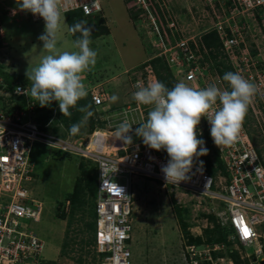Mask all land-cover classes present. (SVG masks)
<instances>
[{"label": "built area", "instance_id": "built-area-1", "mask_svg": "<svg viewBox=\"0 0 264 264\" xmlns=\"http://www.w3.org/2000/svg\"><path fill=\"white\" fill-rule=\"evenodd\" d=\"M200 1L202 12L209 17L208 26L204 30L206 33L212 30L217 33L221 42L220 49L235 73L241 74L257 86L251 109L254 112L264 111V72L251 71L255 65L245 43L251 29L250 21L264 31V0ZM137 2L148 13L149 25L159 31L160 27L151 8L149 9L148 1ZM62 5H66L68 11L80 9L84 15H94L101 10L99 0H62ZM157 5L173 37L172 41H166V37L160 38L161 51L157 55L170 58L172 63L166 59L170 67L174 64L175 68L183 69L180 72L181 78L193 88L215 84L226 90L220 77L212 73L211 64L205 59L207 52L200 51L193 36L181 38L184 30L177 27L176 15L159 3ZM6 9L8 14L12 10L9 15L18 13L17 10ZM189 12L193 15L192 10ZM27 13L33 22L43 21L38 15ZM2 35L0 25V36ZM144 68L141 75H130L131 99L119 109L121 117L117 124L125 120L133 124V132L130 133L132 143L129 145L114 138L118 125L107 129L95 127L87 136L61 135L51 129V120L42 125L36 120L37 112L28 96H25L27 105L24 109L14 107L7 110L0 99V264H33L39 260L44 250V241L30 225L24 223V220L39 221L43 212L42 201L33 196L28 186L34 171L31 154L36 143L95 163L97 188L93 247L98 256L97 264H132L129 241L133 231V189L135 181L140 178L157 181L163 187H180L195 195L218 200L222 214L220 218L223 220L229 217L234 229L233 237L244 249H253L252 252L249 249L245 252L248 264H264V153L258 152L246 122H243L242 131L234 146L221 149L217 147L224 166L217 177L209 174L205 162L201 165L196 160L189 173L191 179L181 181L179 185L166 182L161 171V167L169 159L166 151L161 153L151 149L134 133L136 127L146 122L147 114L152 108L151 105H141L133 99V93L139 87L151 83L152 74L146 77L145 71L151 70L150 73H153L152 67ZM0 84V93H4L0 97L4 98L5 104H8L7 97L10 94L18 95L15 91L17 86L25 88L16 84L12 92H8L4 89L2 79ZM87 94L96 108L104 106L106 98L103 88L90 87ZM262 122L264 124V119ZM198 128L200 132L205 129L210 133V124L204 118ZM67 208L68 201L64 209ZM235 217L239 220L236 221ZM245 227L250 232L247 237L243 231ZM222 248L224 244H204L200 249L190 245L187 250L193 264L200 260L201 263L207 261V264H238L228 256H212L213 251ZM195 255H198V259L194 258Z\"/></svg>", "mask_w": 264, "mask_h": 264}, {"label": "rangeland", "instance_id": "rangeland-1", "mask_svg": "<svg viewBox=\"0 0 264 264\" xmlns=\"http://www.w3.org/2000/svg\"><path fill=\"white\" fill-rule=\"evenodd\" d=\"M100 1L102 10L99 15L105 18L109 33L91 41L90 48L98 53L97 62L95 67L85 74L83 82L87 89L93 86L103 88L105 104L94 109L93 115L88 118L93 120L95 127L107 129L111 126L112 128L117 127V120L121 117L119 115L120 106L131 99L130 75L134 73L137 76L141 75L145 66L151 68L149 60L161 51L160 38L166 37V41H172V38L168 39L160 30L156 31L149 25V15L137 0ZM154 1L169 12H173L174 16L176 15L177 27L184 30L181 38L193 36L198 48H202L201 36L206 32L204 28L208 26L209 17L202 12L200 0H152L153 3ZM189 10H192L194 14L191 15ZM11 12L12 10L9 14ZM40 22H33L27 12H24L22 17L18 14H13L10 18L2 16L0 25L4 30L5 41L0 40V64L5 70L26 73V70L30 71L37 66L42 57L48 54L42 48L43 42L38 39L44 31V21ZM250 24L251 29H249L245 43L250 53L252 50L256 52L251 53L253 65H255L251 71L263 73L264 31L263 28L259 29L253 21H250ZM59 37L58 47L61 51L76 50L73 47L74 40L70 36L65 17ZM163 57L172 63L170 58L165 55ZM211 59L214 63L212 72L217 71L216 62L220 60V57L216 60ZM167 60L166 63L170 67ZM170 70L176 83L183 81L193 87L181 78L180 72L183 69L179 70L171 64ZM145 72L146 77L152 74L150 82L155 81L156 77L154 73H150L151 70ZM218 77L222 80L221 74ZM222 85L225 84L222 82ZM224 87L227 88L226 85ZM113 95L119 98L116 102L111 101ZM58 107L56 101L48 106L53 117L50 122L51 129L61 135H71L65 132H68L73 125L72 119L69 118L66 123L63 116L57 113ZM263 119L264 111L254 112L250 105L245 117L246 127L249 135L255 138L254 144L261 153H264ZM88 133L89 126L86 122L81 125L77 135L87 136ZM31 160L34 163V171L28 186L33 196L42 201L43 212L39 221L27 220L26 222L45 245L40 256L42 260L33 264H97L98 256L94 245L85 243L90 236L89 232H79V227L85 219L78 221L79 214L77 213L68 228L69 209L67 211L61 208L65 216H61L63 218L57 216V203L63 201L64 197L73 191L79 174L78 165L82 158L63 153L57 154L56 151L36 143L32 150ZM83 160L86 161V159ZM135 182L131 236L132 264H193L183 254V233L179 225L177 209L181 217L189 223V232L192 235H201L205 227L214 226L212 220L209 221L204 217L205 214H214L216 222H221L222 214L218 200L195 195L180 187L175 189L170 186L163 187L153 180L140 178ZM66 234L71 241L70 245L65 248V253H62V243ZM252 250V248L249 249L250 252ZM79 256L83 259L82 262H78Z\"/></svg>", "mask_w": 264, "mask_h": 264}, {"label": "clouds", "instance_id": "clouds-1", "mask_svg": "<svg viewBox=\"0 0 264 264\" xmlns=\"http://www.w3.org/2000/svg\"><path fill=\"white\" fill-rule=\"evenodd\" d=\"M15 2L19 10L30 12L33 16L38 15L43 19L44 31L38 39L43 42L42 48L48 53L42 57L37 66L30 71L26 70L25 75L30 82V88L22 89L17 86L15 91L18 95L34 99L40 107H48L56 101L62 115L71 117L70 109L76 108L78 101L87 96V88L83 82L85 74L90 72L97 62L98 53L90 48L92 27L86 20L72 25L69 31L73 35L80 34L73 42L76 50L61 51L58 47L59 33L64 23L65 12L68 11L66 5H62V0H15ZM99 2L101 5L100 0ZM101 10L94 15H83L94 18ZM200 50L207 52L206 61L211 64L210 68L213 70L214 63L203 43ZM221 56L231 66L222 51ZM234 72H226L223 76V80L230 86V91L226 87V90H222L215 84L197 89L183 81L177 82L168 89L162 82L153 81L147 86L139 87L133 93L136 102L152 106L146 122L136 127L134 133L151 149L166 151L169 159L161 167L166 182L179 185L181 181L191 179L189 173L192 171L194 161L208 154L209 149L205 147V141L199 138L198 125L202 118L210 124V136L219 149L232 147L238 141L248 108L257 94V86ZM212 73L219 75L217 71ZM118 99L116 95L111 97L112 102ZM78 110L85 112L86 115L80 123L71 125L69 131L73 136L79 133L81 125L93 115L89 106L80 107ZM132 125L127 120L121 122L114 138L128 145L131 144ZM200 164L202 165L203 162L200 161ZM66 201H68V211L70 201ZM235 219L239 220L238 217ZM219 224L231 228L227 238L232 240L233 248L239 249L240 243L233 237L234 229L229 217L221 219ZM248 249L239 250V257L247 258L245 252Z\"/></svg>", "mask_w": 264, "mask_h": 264}, {"label": "trees", "instance_id": "trees-1", "mask_svg": "<svg viewBox=\"0 0 264 264\" xmlns=\"http://www.w3.org/2000/svg\"><path fill=\"white\" fill-rule=\"evenodd\" d=\"M149 3V6L154 13L156 17V23L160 27V31L163 33V35H166L167 38H172L171 33L169 32V29L166 27L163 15L157 5V3H153L152 0H147ZM195 10V8H193ZM188 12V11H187ZM190 13V12H189ZM188 14V13H187ZM194 14V13H192ZM65 20L68 24V29L72 25H74L77 22H80L82 20H87L88 24L92 27V34L90 36V40H94L95 38L106 35L109 33V28L107 25H105V18H103L100 15H96L94 18L91 17H85L80 9L71 10L65 13L64 15ZM71 38L75 41L79 38L80 34L76 33L73 35L70 32ZM176 37V34H175ZM202 43L205 46V48L208 49L209 55L211 58H218L220 56V60H217V71L222 76L223 83L227 86V90L230 91V86L228 82L223 80V76L226 72H234L231 66L225 61L223 56H221V42L218 38L217 33L212 30L209 31L201 36ZM191 45V44H190ZM202 49V48H200ZM201 51V50H200ZM252 54H255V50L251 51ZM207 60V58L205 57ZM149 63L152 67L153 73L156 77L157 81L162 82L168 89H171L175 84L176 81L173 78L172 72L170 70V67L166 63L165 58L163 55H156L152 57L149 60ZM228 70V71H227ZM235 73V72H234ZM89 75V74H88ZM0 76L2 79V83L5 84L4 89L8 92H12L14 85L21 84L25 88H30V82L28 81L25 73H19V72H9L8 70H5L3 65L0 64ZM0 87L2 85L0 84ZM0 99L3 102V107H7V110H12V108H20L24 109L27 105V99L24 95H14L10 94L7 97L8 104H5V100L3 97H0ZM34 104V110L37 112L36 120L42 124L48 122L49 120H52V114L49 111L48 107H40L37 101L34 99H30ZM89 106V110L94 111L96 107L92 104L91 99L89 98L88 94L86 98L81 99L78 101L76 108H71L70 111L72 112L71 117H65L62 115V113L59 111V107L56 109L57 113L63 116V120L67 122L69 118L72 119V123H79L80 120L86 115L85 112H81L78 109L80 107ZM245 121V120H244ZM246 122V121H245ZM87 124L89 126V132H91L95 128V124L91 118L87 119ZM52 127V126H51ZM54 130H57L54 128ZM65 133H69L65 132ZM251 139L255 143L256 140L253 136H251ZM135 138V137H134ZM199 138L203 139L205 141V147L209 149V152L207 155L199 157V161L205 162L206 169L209 172V174L212 177H216L217 173L220 170H223V162L221 158L219 157V151L217 149V146L214 145L213 140L210 136V133L207 130H202L200 132ZM158 152H165L164 150H160ZM258 152L260 153V149H258ZM57 154H60V152H56ZM66 155V154H65ZM80 160L79 162V174L76 178L75 185L73 186V191L71 194H68V196L64 197L63 201H60L57 203V216H65V213L62 211L61 208L64 206L65 200L70 201V210H69V216L67 219V226L68 228L73 222V217L78 213L79 218L78 221H84L82 222V225L79 227V232H89L90 236L85 241L86 244L91 245L94 242V232H95V196H96V188H97V172H96V165L91 160ZM64 209V208H63ZM178 217H179V225L181 227V232L183 233V243H182V249L184 250V257L188 261L191 262V258L188 252V247L190 245H193L196 249H200L204 244L214 245V244H224V248L215 250L212 253V256L218 257V256H228L232 259L234 263L243 264V263H249L248 258H240L239 250H244L243 246L238 244L239 249L233 248V242L232 240H228L227 236L231 233V228L227 225H221L216 222V218L214 214H205V218H208L209 221L212 220L214 222V226L212 227H205L202 231V234L200 235H192L189 230L188 226L189 223L184 220V218L181 217L180 211L177 209ZM63 218V217H61ZM87 218V219H86ZM134 219V216H133ZM27 220H24V223L27 224ZM35 232V231H34ZM36 233V232H35ZM37 235V234H36ZM65 239L62 243V253H65V248L70 245V238H67V234L65 235ZM130 242V246L132 247V242ZM187 248V249H186ZM198 255H195L194 258H197ZM42 260L41 257H39V260ZM95 261V256L93 257ZM78 262H82L83 259L79 256L77 258ZM204 264H207V261H203ZM197 264H202L201 260Z\"/></svg>", "mask_w": 264, "mask_h": 264}, {"label": "crops", "instance_id": "crops-1", "mask_svg": "<svg viewBox=\"0 0 264 264\" xmlns=\"http://www.w3.org/2000/svg\"><path fill=\"white\" fill-rule=\"evenodd\" d=\"M6 8H11V9L17 10L18 13H16V14H18L20 17H22L24 15V12L17 8L15 0H0V21L2 19V16H5L7 18H10L12 16V15H9L7 13V9ZM2 33H3V35L0 36V40L3 39V41H5V34H4V30L3 29H2ZM0 79H1V76H0Z\"/></svg>", "mask_w": 264, "mask_h": 264}, {"label": "snow or ice", "instance_id": "snow-or-ice-1", "mask_svg": "<svg viewBox=\"0 0 264 264\" xmlns=\"http://www.w3.org/2000/svg\"><path fill=\"white\" fill-rule=\"evenodd\" d=\"M243 231H244V235L247 237L248 235H250V232H249V230L245 227L244 229H243Z\"/></svg>", "mask_w": 264, "mask_h": 264}]
</instances>
